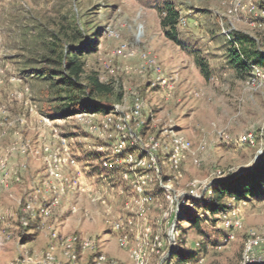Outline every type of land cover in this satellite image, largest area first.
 <instances>
[{"label": "rangeland", "instance_id": "obj_1", "mask_svg": "<svg viewBox=\"0 0 264 264\" xmlns=\"http://www.w3.org/2000/svg\"><path fill=\"white\" fill-rule=\"evenodd\" d=\"M60 1L86 32L94 25L102 29L97 50L84 57L83 69L84 75L94 73L109 84L112 93L93 96L88 110L78 112L94 124L81 121L78 113L49 118L41 109L49 93L47 84L19 75L16 57L22 50L16 30L54 15L53 7ZM161 1L0 0V264H47L51 257L47 253L66 263L63 242L69 236L78 240L79 264H91L100 253L120 264H137L131 251L146 227L151 229L152 242L159 232L162 246L158 253L143 248L145 264H181L183 256L192 257L193 264H264V198L225 197L220 201L223 209L209 207L215 183L249 169L264 151V69L253 68L240 76L224 56V39L232 31L253 38L264 52V0H168L179 10L176 30L185 48L163 36L155 7ZM205 12L209 13L205 16ZM87 17L92 24H84ZM121 46L131 54H122ZM195 53L212 71L207 80L195 64ZM157 74L168 85L156 81ZM136 96L141 103L139 116L132 111ZM107 100L106 107L98 103ZM125 123L134 138L142 140L141 146L125 141L126 152H133V157L139 154L138 147L148 149L155 139L159 143L158 171L138 166L136 170L150 175L145 193L152 202L143 206L147 208L143 213L130 185L123 184L119 194L110 188L121 185L119 179L120 184L112 179L100 183L83 173L87 165L100 170L93 147L103 146L109 152L121 142ZM54 130L68 139L70 154L77 159V168L62 165L60 178L52 169L57 148ZM174 132L191 142L176 167L167 155ZM249 134L252 137L240 140ZM95 193H105L106 206L101 199L92 200L90 194ZM171 198L177 199V212L164 216ZM230 210L236 212L238 226L225 230L232 233L227 239L221 216ZM191 217L199 219V231L189 227ZM119 218L125 223L129 219L134 228L126 245H121L112 224ZM169 234L174 235L173 242ZM250 236L263 241L246 253Z\"/></svg>", "mask_w": 264, "mask_h": 264}, {"label": "trees", "instance_id": "obj_2", "mask_svg": "<svg viewBox=\"0 0 264 264\" xmlns=\"http://www.w3.org/2000/svg\"><path fill=\"white\" fill-rule=\"evenodd\" d=\"M155 7L163 36L174 45L185 48L186 44L178 38L176 30L181 18L179 10L168 0L159 2ZM201 10L195 11L201 13ZM53 12L54 15L41 17L40 21L23 25L16 30V36L18 34L20 38L18 44L22 50V53L17 54L16 63L20 65L21 78L35 79L47 84L49 93L42 104V112L49 118H65L88 110L86 105L93 96H108L112 89L109 84L99 81L98 75H84V57L97 50L102 29L98 30L94 25L87 33L85 30L88 29H84L71 9L64 8L62 1L53 7ZM206 13L209 12H205V16ZM86 20L85 25L93 23L88 17ZM224 40L226 64L235 74L244 76L250 74L253 68L264 69V52L258 50L253 38L232 31L228 39ZM195 51L199 52L198 49ZM195 54V64L200 74L204 79H209L212 71L208 64ZM119 95H116V99L120 98ZM98 103L106 107L110 100ZM212 189L214 200L209 207L215 211L223 209L224 205L220 201L225 197L237 200L264 198V151L249 169L234 178L216 182ZM189 227L199 231V219L191 217ZM225 230L222 229L224 236L227 233ZM191 259L193 260L192 257L183 256L179 260L181 264H185Z\"/></svg>", "mask_w": 264, "mask_h": 264}, {"label": "built area", "instance_id": "obj_3", "mask_svg": "<svg viewBox=\"0 0 264 264\" xmlns=\"http://www.w3.org/2000/svg\"><path fill=\"white\" fill-rule=\"evenodd\" d=\"M253 9V7H252ZM250 11V9H249ZM264 14V13H263ZM108 34L112 35L113 32L112 31H108ZM116 35V33L114 34ZM227 36H229L227 34ZM121 53L124 55L131 54L130 52H128V48L126 46H121L120 49ZM255 71H258V68H254ZM158 71V69H157ZM156 81H159L161 84L163 85H168L167 79L166 78H162L161 76H159L157 74L156 76ZM140 108H141V103L139 98L136 96L134 98V106L132 107V111H134L135 115H140ZM77 117H79V119L81 121H90L91 118L84 114V113H78ZM91 122V121H90ZM88 122V123H90ZM91 124H94L91 122ZM121 129L123 131H125V133H122L121 135V142L118 144H116L117 146H113L111 148V150L109 152H107V149H104L103 146H95L93 147L94 150L96 152H98V166L100 167L99 171H93L91 170L89 167V165H87L85 167V170H83V173L86 177H90L92 179L96 178L97 181H99L100 183H107L106 181L109 179L114 182H116L117 184H120L118 179L121 181V185H114L113 187L110 188H116L119 191V194H121V190L123 189L122 185L125 184L127 186L130 185L131 188L133 189L134 193L136 194V196L138 195V200L136 203L138 204V208H139V212L143 213L144 211H146L147 208H143V206L149 205L152 202V196L149 194L145 193V185L147 183V180H150V175L149 173H145V174H138L136 172V170L138 169V167L142 168V169H148V168H152L154 169L156 172L158 171V164L156 163V150L157 147L159 145L158 141L155 139L154 141L150 142V145H148V149H144V147L141 148L138 147L139 150V154L137 155V157H133V152H126L125 149V141H129L130 139L132 141H134L136 144H139L140 146L142 145V140L138 137L134 138L132 131L130 129V127L126 126V123L123 124V126H121ZM54 139H56V153H54V164H53V170L55 171V174L58 178L62 177L61 173H60V169L62 167V165H70L73 166L75 168H77V159L73 156H71V151L68 149V139L65 136L61 135V131L58 132L57 130H54ZM252 137L250 134L249 136H245L242 137L240 140H247V138ZM150 140H153L152 138ZM137 148V147H136ZM191 149V142L186 139L184 136L179 135L177 133H172V135L170 136V140H169V148L167 150V155H168V160L171 164V166L176 167L180 160L182 155L186 152L189 151ZM135 150V149H134ZM60 151V152H58ZM121 152V154H120ZM144 154V155H142ZM120 155L121 158H117L116 156ZM140 155V156H139ZM142 156V157H141ZM145 157H148L147 159H145ZM88 162V161H87ZM86 162V163H87ZM121 164V167H120ZM122 165H125L124 167H122ZM53 170H51L52 172H54ZM65 180L67 181L68 178H65ZM118 181V182H117ZM127 183V184H126ZM108 184V183H107ZM161 187L164 188L165 190H167V187L165 185H163L162 183H160ZM87 186L85 185V187L82 188V190L86 191ZM100 187H105L103 185H101ZM108 188V187H105ZM121 188V189H120ZM103 191V190H102ZM104 194V195H103ZM103 194H99L97 196V194H90L91 198L93 201H97L98 199L100 200V202L102 204H104V206L107 205V203L105 202V199L103 198L106 197L105 193ZM231 200H235L233 197L230 198ZM176 198H171L170 199V211L169 212H165L164 216H167L169 213H174L176 214L177 209H178V203ZM236 212L234 210H230L229 212H226L224 214H222L221 219H222V224L224 226L225 229H232L234 227L238 226V218H235ZM132 221H130L128 219V221L125 223L123 222L120 218L116 221H112L113 227L114 229L119 233L120 236V242L121 245H126L128 243V237H129V232L132 231V229L134 230L133 226H132ZM137 231V229H136ZM157 231H159L157 229ZM121 232V233H120ZM139 233V231H138ZM137 233V234H138ZM151 229L149 227L144 228L143 230H141V234H142V239L136 243V248H134L131 251V257L134 259V261L137 264H145V259H146V254L144 253L145 248L147 247H151L153 248L156 253L159 252L160 247L162 246V239H161V235L159 234V232H155L156 234L154 235V241L152 242V239H150V235H151ZM139 236V235H137ZM136 236V238H137ZM174 237V235H173ZM232 237V233H227L226 234V238H231ZM161 240V241H160ZM263 240L259 239L258 237L255 236H250L249 239H247V244H246V253H250L253 251V249L259 244L262 243ZM78 242L77 238L75 236H69L66 237L63 245H64V256L66 258H68V262L64 263V264H79L78 260H77V251L75 250V244ZM88 243H83L84 245H87ZM144 248V250H143ZM49 254L51 257H47V264H63L59 261H57L55 258H52V255L50 253ZM196 260V259H195ZM194 260H188L185 262V264H193ZM198 263L201 262V259L199 258ZM91 264H120L118 261L114 260V259H109L107 258L103 253H100L98 255H96L93 259H92V263ZM167 264H171L169 263V261H167Z\"/></svg>", "mask_w": 264, "mask_h": 264}, {"label": "water", "instance_id": "obj_4", "mask_svg": "<svg viewBox=\"0 0 264 264\" xmlns=\"http://www.w3.org/2000/svg\"><path fill=\"white\" fill-rule=\"evenodd\" d=\"M177 220V217L174 218V221L172 222V226L173 227V224L176 222ZM169 237H170V242H173V235L169 234ZM172 252V245L170 246V250H169V254Z\"/></svg>", "mask_w": 264, "mask_h": 264}, {"label": "crops", "instance_id": "obj_5", "mask_svg": "<svg viewBox=\"0 0 264 264\" xmlns=\"http://www.w3.org/2000/svg\"><path fill=\"white\" fill-rule=\"evenodd\" d=\"M91 186H92L93 189H96V188L100 187V185L99 186L98 185H91Z\"/></svg>", "mask_w": 264, "mask_h": 264}]
</instances>
